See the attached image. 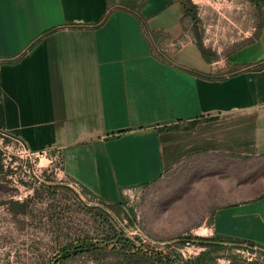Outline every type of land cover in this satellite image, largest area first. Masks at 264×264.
<instances>
[{
  "label": "crops",
  "instance_id": "obj_1",
  "mask_svg": "<svg viewBox=\"0 0 264 264\" xmlns=\"http://www.w3.org/2000/svg\"><path fill=\"white\" fill-rule=\"evenodd\" d=\"M141 14L108 0H0V129L61 153L65 176L108 203L186 167L228 180L204 237L264 252V67L253 69L264 24L206 61L179 2L145 0ZM144 29L164 34L156 51Z\"/></svg>",
  "mask_w": 264,
  "mask_h": 264
},
{
  "label": "rangeland",
  "instance_id": "obj_2",
  "mask_svg": "<svg viewBox=\"0 0 264 264\" xmlns=\"http://www.w3.org/2000/svg\"><path fill=\"white\" fill-rule=\"evenodd\" d=\"M192 1L197 6V22L191 26L193 37L195 39L193 30L196 27L204 45L213 52L224 56L255 36L261 13L250 0ZM127 2L129 0H114L119 9H124ZM230 73L233 72H227ZM203 174L206 171L190 167L175 170L163 180L125 199L120 212L83 192L79 186L47 179L30 195L11 188L0 175V264H50L58 254L54 251L58 242L63 246L72 239L76 240L74 244L77 243L78 236L83 238L86 233L94 236L96 233L93 232L96 226L101 227L102 219L109 220L127 236L138 237L151 248L168 253L179 250L185 258L195 256L198 248H179L172 245L173 242L186 235L205 238L211 212L226 203L221 198L220 189L225 188L223 183L228 180L208 179ZM16 201L28 202L30 209L36 211V220L27 222L21 231L6 206L7 202ZM46 211H51L64 225L60 240L56 238L49 219L40 215ZM169 245L172 247L168 248ZM216 255L221 264H247L252 260L264 264V252L247 245L231 246L230 250ZM59 264L81 263L68 261Z\"/></svg>",
  "mask_w": 264,
  "mask_h": 264
},
{
  "label": "trees",
  "instance_id": "obj_3",
  "mask_svg": "<svg viewBox=\"0 0 264 264\" xmlns=\"http://www.w3.org/2000/svg\"><path fill=\"white\" fill-rule=\"evenodd\" d=\"M179 2L183 9L184 15L190 18L193 23L197 22V6L192 0H176ZM145 0H129L126 3L124 10L131 15L137 17L142 24L145 23L146 18L141 14ZM255 6L258 12L261 13L260 21L258 24L257 32L255 36L247 43H251L259 37L260 30L264 24V1L263 0H250ZM109 8L119 9L115 7L114 0H108ZM107 17L104 16L103 20ZM195 44L198 47L202 57L206 61L217 59L218 56L211 49L204 46L202 39L200 38L197 28L194 27ZM144 34L152 41L154 49H159L160 41L164 37L162 32H150L144 29ZM159 57H168L165 53L155 54ZM264 67V63H259L254 67L255 70H261ZM210 77V76H209ZM200 120H193L189 125H182L178 122L176 125L167 126L161 130H175V129H190L193 128ZM83 192L90 194L82 188ZM125 197L122 198L121 203H108L100 200L103 204L109 208L121 211L123 210ZM6 206L9 207L13 221L15 222L18 230H23L27 222H34L36 220L35 210L30 209L28 202H7ZM133 214V212H132ZM44 218H48L51 226L56 233V238L60 240L61 234L64 232V225H61L56 215L51 211H46L40 214ZM101 227L96 226L93 233L94 236L85 234L83 238L78 236V242L74 244V239L70 240L63 246H55L54 251H58V254L54 256L50 264H59L60 262L77 261L81 264H212L215 263L219 256L216 254L222 251H228L231 246L247 245L253 247L252 244L240 240L223 239L220 237L211 238H198L191 235H186L183 238L177 239L172 245L179 248L186 246H193L200 251L195 256L185 258L179 250H173L172 252H165L155 248H151L143 244L142 240L138 237L127 236L124 232L119 231L115 226L106 219H102L100 223ZM95 239V241L93 240ZM172 247L171 245L167 246ZM59 259V260H58ZM247 264H261L258 260H252Z\"/></svg>",
  "mask_w": 264,
  "mask_h": 264
},
{
  "label": "built area",
  "instance_id": "obj_4",
  "mask_svg": "<svg viewBox=\"0 0 264 264\" xmlns=\"http://www.w3.org/2000/svg\"><path fill=\"white\" fill-rule=\"evenodd\" d=\"M0 175L11 188L25 191V194L30 195L43 180L47 179L79 186L65 176L61 153L33 151L18 136L2 129H0Z\"/></svg>",
  "mask_w": 264,
  "mask_h": 264
}]
</instances>
